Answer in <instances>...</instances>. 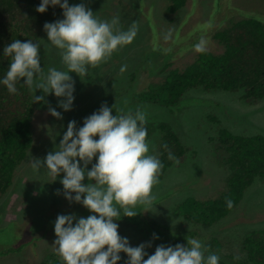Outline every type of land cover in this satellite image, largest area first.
<instances>
[{"label":"trees","instance_id":"1","mask_svg":"<svg viewBox=\"0 0 264 264\" xmlns=\"http://www.w3.org/2000/svg\"><path fill=\"white\" fill-rule=\"evenodd\" d=\"M72 1L69 0L70 5ZM127 1L134 6L141 3V1L137 3L136 0ZM167 1V13L176 16L182 28L180 30L178 27L172 46H169L172 30L170 32L168 30L165 36L160 31L158 35H155L157 41H154L156 46L153 47V57L156 59L149 64L153 68L152 75L143 81L136 74H130L129 90L123 94L124 96L114 99L111 103L108 102V106L113 108L112 114H123L126 107L133 105L141 109L142 104H155L171 108L173 115L169 120L175 126H180L176 115L178 110L175 109L186 101L183 99L192 90L237 93L240 95L239 101L249 105H256L264 100V5L261 6L264 0L255 1L260 6L259 11L246 10L243 5L235 2L225 3L210 19L201 17L200 19L204 21L200 25H197L195 12L200 9L201 2L197 6V2L192 0L191 5L194 9L191 14L183 13V8L189 0ZM210 1L214 3L217 0H208L205 9L200 10H207L210 7ZM40 2L41 0H0V78L4 77L10 62V57L3 56V49L15 39L21 41L30 39L38 43L43 71L47 73L49 68L54 67L50 62L43 60L48 59L51 51L44 24L62 19V9L59 6L55 8L50 6L47 12L38 13L35 9ZM225 8L229 10V13L224 14ZM219 18H224L225 21L220 22ZM190 24L192 27L189 30H183V27ZM123 25H125L124 22L121 26ZM202 37L207 41L205 51L197 52L191 60L186 58L182 62L174 60L183 58L185 51L194 48ZM161 52L166 53L168 57L163 62L158 60L162 58ZM154 54L158 55L154 56ZM120 72L123 78L124 73L121 70ZM120 76L116 78L119 79ZM116 78H110V80ZM16 87L17 93L10 94L6 86L0 85V233H4V237L0 238V258L5 260L0 264H26L21 257L30 243L29 240L24 242L22 233L26 230L32 216L26 214L22 222H15L12 218L17 216L18 212H15L17 207L13 206L9 210L2 202L10 192L17 168L24 162L29 152L35 149L34 145L40 142L45 132L38 136L35 127L37 106L42 107L45 103L34 102V96L35 94L43 96V91L37 90L35 93L22 80L17 81ZM49 98L50 95L46 96L45 100ZM118 104L124 107L115 108ZM54 107L57 111L59 110L57 103ZM100 107L96 106L97 110ZM208 119L216 123V126L212 125L216 134L213 135L211 131L212 136L208 138L211 158L214 163L216 161L224 168L227 174L229 173L222 182L220 195L214 198L198 199L194 197L197 195L180 189L181 185H179L177 190L185 191L187 194L170 206V214L167 218H157L154 214L144 211L141 205H137L135 210L139 214L136 217L121 216L119 217L121 220L117 222L121 226L130 225L137 228L152 242L159 241V244L165 246L187 245L188 238L182 237L183 231L169 224L171 218H181L203 232L202 234L193 232L192 237H199L208 252L218 254L219 264H264V227H257L248 232L247 230L252 228H246L242 235L226 236V230H223L225 224H219L236 210L244 199L246 191L257 179L264 182V136L263 134L238 135L222 128L220 120L215 116H209ZM145 127L148 131V142L157 138L154 155L162 161L163 168L158 175L156 185L163 186L171 177L170 174L168 175V170L172 167H183L190 153L195 155L196 142L190 143L191 140L184 134L181 136L169 122L148 118ZM186 134L194 135L191 132ZM164 144L168 145V150L174 154V159H168V150L163 147ZM48 146L53 148L51 143ZM44 148L46 145L40 142L38 150L42 151ZM88 168L90 170L91 165ZM24 196L26 201L29 195L22 194L21 199ZM43 197L48 196L46 194ZM226 197L233 201L232 208L227 207ZM49 198L58 203L56 196H49ZM56 208H59L57 204ZM7 215L12 221L10 225L3 226ZM55 215L56 213L53 214L52 220ZM51 225V221L48 220L41 226L43 237ZM172 230L175 233L179 230V233L170 234ZM5 234L8 238H5ZM153 234L158 235L159 239L154 240ZM33 239L36 240L37 237ZM17 243L18 245H15ZM148 253L151 255L154 252ZM120 255L122 259L119 264H125L127 255L125 253ZM17 256H20L18 262H7L8 258ZM40 264H64V261L59 254L49 251L45 253Z\"/></svg>","mask_w":264,"mask_h":264},{"label":"clouds","instance_id":"2","mask_svg":"<svg viewBox=\"0 0 264 264\" xmlns=\"http://www.w3.org/2000/svg\"><path fill=\"white\" fill-rule=\"evenodd\" d=\"M50 6H59L63 19L46 22L44 31L47 41L60 50L66 70L49 68L45 73L40 45L30 39H15L3 49V56L10 57V62L0 85L16 94V83L22 80L35 93L43 91V96L35 94L34 102L48 103L45 97L54 94L58 107L67 112L72 110L75 100V81L70 73L86 76L89 67L97 66L118 48L130 44L138 29L133 21L127 30H122L118 16L110 21L101 20L85 4L70 5L69 0H41L35 11L45 13ZM206 44L202 37L194 45L195 51H205ZM48 111L57 119L63 118L54 107ZM112 113L113 108L105 103L84 118L83 126L77 127L76 121H70L55 150L43 160L33 158L31 162L33 171L46 169L56 179L63 173L60 183L64 198L92 213L87 217L57 216L54 246L64 264H119L120 253L127 255L125 264H219L220 256L208 252L197 238L187 239V245H159L149 255L146 248L151 243L131 246L129 239L119 234V224L115 222L121 220L119 217H136L137 205H152V189L158 183L163 164L158 156L149 154L146 113L140 109L134 113ZM163 147L168 150L167 144ZM168 159H174L170 150ZM225 203L228 208L234 206L230 198L226 197ZM153 239L159 236L153 234Z\"/></svg>","mask_w":264,"mask_h":264},{"label":"rangeland","instance_id":"3","mask_svg":"<svg viewBox=\"0 0 264 264\" xmlns=\"http://www.w3.org/2000/svg\"><path fill=\"white\" fill-rule=\"evenodd\" d=\"M140 1L141 3L136 6L129 4L127 0H73L71 3V5L85 4L101 20L110 21L113 17L118 16L120 19L118 27L122 30H127L133 21H135L138 30L136 37L130 44L118 48L109 58L97 66L89 67L86 76L81 78L74 72L70 73L75 81V100L71 111L65 112L59 108L58 111L62 113V119L51 116L48 111L49 107H54L55 103L58 104V98L54 94L50 95V98L47 100L48 103H45L42 107L37 106L35 115V124L38 125H35L36 135H42L43 131H45L40 142L46 145V148L39 151L40 142L34 145L36 146L35 149L29 152L24 162L17 168L10 192L2 202L5 203L4 206L8 207L9 210L13 206L17 207L15 210V212H18L16 213L17 216L12 218L15 222H22L26 214L32 216L26 230L22 233L24 242L29 240L28 242L30 243L21 257L22 261H25L26 264H40L45 253L49 251L57 253L54 246V241L57 239L54 232V222L58 215L75 214L78 217H87L92 214L82 205L70 203L64 198L63 186L60 183L64 175L63 173L56 179V177L52 178L53 176L48 175L47 170L43 168L38 172L33 171L31 167L33 158L43 160L49 152L54 151L59 145L70 121H76L77 127H81L83 126L84 118L98 111L96 106H101L105 103L108 105V102L111 103L114 99L124 96L123 94L131 86L130 74H136L143 81L151 76L153 68L149 64L156 59L153 57V47L156 46L154 41H157L155 35H158L160 31L165 36L168 30L169 32L172 30L171 41L169 43V46H172L174 37L178 33V27H180L181 22L176 16L167 13V0H136L137 3ZM195 1L197 2V6L201 2L200 9H205L208 5V0ZM255 1L217 0L214 3L210 1V7L207 10L202 11L198 9L195 12L197 25L202 24L204 21L200 19L201 17H208L210 19L225 3L233 4L235 2L243 5L246 10L259 11L260 6ZM191 2L192 0H189V3L183 8V13L193 14L194 7H192ZM263 5L261 4L262 7ZM226 13H229L227 8H225L224 14ZM219 21L223 22L225 19L219 18ZM123 22L125 25L121 26ZM190 27H192L191 24L183 27V30H189ZM181 28L182 26L180 30ZM180 33L182 34V32ZM49 45L51 47V51L48 54L49 57L43 60L50 62L54 66L53 68L66 70L61 61L60 50L52 46L50 42ZM208 48L213 49L212 47ZM160 50L162 51V48ZM196 53L197 51L192 48L185 51L183 58H175L174 60L177 62H182L185 58L191 60ZM161 54L162 58L166 57L164 59L159 58L160 62L168 59L166 53L161 52ZM157 55L154 54V56ZM146 65L149 66L147 67ZM122 68H124V71H122L124 73L123 78L120 72ZM118 76H120L119 79L116 78ZM110 78L116 79L110 80ZM183 100L186 101L179 104L177 109H175L178 110L176 115L180 126H175L169 120L173 115L171 114V108L145 103L142 104L140 109L146 113V119L152 118L154 120L169 122L181 136L184 134L190 139V143L194 144L196 142L195 155L193 156L190 153L183 167H172L171 170H168V175L170 174L171 176L169 182H166L163 186L156 184L157 187L153 186L151 193L153 197L152 205L150 207L141 205L144 211L154 214L157 218H167L170 214V206L179 200L181 196L186 195V192L194 193V195H197L194 197L198 199L214 198L222 192V182L227 175L229 176V173L227 174V171L219 166L216 161L214 163V160L211 158V147L208 144V138L212 136L210 134L211 131L213 135L216 134L215 128H212V125L216 126V123L211 122L208 119L209 116H215L220 120L221 127L226 128L232 133L238 135L263 134L264 136V100L256 105H249L248 103L239 101L240 95L237 93L222 91L204 92L201 89L188 92ZM121 107L123 108L124 106L118 104L115 108L121 109ZM137 109L139 108H135L134 105L126 107L123 114L128 112L134 113ZM207 119L208 122L206 121ZM187 132H191L194 135L186 134ZM50 143L53 148L48 146ZM156 143L157 138L150 140L149 154L154 155ZM192 158L193 160H191ZM179 185H181L180 189L186 192L177 190ZM57 190H60V194H57ZM22 194H28L30 198L26 196L27 199L25 201V196L21 199ZM46 194L48 197H43ZM49 196H56L58 203L49 198ZM56 204L59 207L58 209L56 208ZM54 213L56 215L54 220H52ZM48 220L51 221L52 225L43 237V229L40 228ZM11 221L7 215L3 226L10 225ZM115 222L118 223L117 221ZM185 223L186 221L181 218H171L169 221L172 227H177L180 231H183L181 233L182 237H186V239L193 238V232L203 233L202 231H198V228L193 225ZM222 223L226 226H223V230H226V236L241 234L246 228H252L247 230L248 232L257 227H264V182L257 179L246 191L244 199L236 210L219 224ZM179 230L177 233L172 230L170 234H178ZM205 231L208 232V230ZM118 232L122 237L129 239L131 246H139L141 243H151V247L146 248L147 252H155V248L162 245L159 244V241H149L147 235H144L140 230L130 225L121 226L119 224ZM3 235L4 233H0V238L4 237ZM8 235L10 234L8 233ZM34 237H37V239L34 240ZM5 238H8L7 234H5ZM194 238L199 239V237ZM15 245H18V243ZM19 259L20 256L12 257L8 258L7 262H18ZM0 262H5V260L0 258Z\"/></svg>","mask_w":264,"mask_h":264}]
</instances>
